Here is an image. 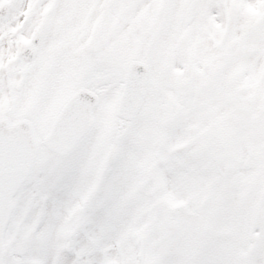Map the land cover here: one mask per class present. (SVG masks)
I'll list each match as a JSON object with an SVG mask.
<instances>
[{
  "label": "snow or ice",
  "instance_id": "snow-or-ice-1",
  "mask_svg": "<svg viewBox=\"0 0 264 264\" xmlns=\"http://www.w3.org/2000/svg\"><path fill=\"white\" fill-rule=\"evenodd\" d=\"M0 264H264V0H0Z\"/></svg>",
  "mask_w": 264,
  "mask_h": 264
}]
</instances>
